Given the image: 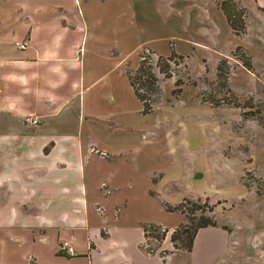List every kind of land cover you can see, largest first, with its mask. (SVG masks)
<instances>
[{
	"label": "crops",
	"instance_id": "obj_1",
	"mask_svg": "<svg viewBox=\"0 0 264 264\" xmlns=\"http://www.w3.org/2000/svg\"><path fill=\"white\" fill-rule=\"evenodd\" d=\"M233 1L246 12L244 33L262 48L252 68L264 67V0ZM102 5L0 0V264H231L225 225L199 229L187 253L141 249L142 226L164 227L174 214L161 192L150 193L158 156L121 138L120 103L105 98L119 90L120 66L96 19L119 18L105 17ZM26 115L39 124H24ZM155 200L167 221L145 216ZM62 241L74 256L58 253Z\"/></svg>",
	"mask_w": 264,
	"mask_h": 264
},
{
	"label": "rangeland",
	"instance_id": "obj_2",
	"mask_svg": "<svg viewBox=\"0 0 264 264\" xmlns=\"http://www.w3.org/2000/svg\"><path fill=\"white\" fill-rule=\"evenodd\" d=\"M101 1L105 17L114 11L119 18L96 19L107 43L111 35V64L120 66L119 90L105 98L120 103L121 138L158 156L152 165L162 171L150 176V193L161 192L164 208L174 214L164 227L142 226L141 249L162 258L187 253L172 234L180 225L192 229L209 219L228 228L231 264H264V67L252 68L262 48L244 33L245 10L233 0ZM225 10L243 19L242 33L229 26ZM142 66L156 79L152 92ZM29 116L36 119L26 115L23 121ZM147 206L146 217L155 211L152 219L168 220L160 201ZM96 212L104 215L101 206ZM179 218L183 224L173 227ZM64 243L72 248L62 241L58 253L74 256L62 250Z\"/></svg>",
	"mask_w": 264,
	"mask_h": 264
},
{
	"label": "trees",
	"instance_id": "obj_3",
	"mask_svg": "<svg viewBox=\"0 0 264 264\" xmlns=\"http://www.w3.org/2000/svg\"><path fill=\"white\" fill-rule=\"evenodd\" d=\"M225 9V8H224ZM226 12V10H225ZM232 13V10L231 12H226L225 16H226V21L227 23L229 24V26L232 28V30H234L236 33H242L243 30H244V22H243V19H236V14ZM242 13H240V15L238 16L239 18L241 17ZM235 18V19H233ZM243 18V17H242ZM239 20L238 21V24H239V27L237 26L236 28V25L235 21ZM225 62V61H224ZM248 66V65H247ZM222 68V65L220 64L218 66V71H221ZM139 70H142L144 71L143 69V66L139 69ZM143 73L146 74L147 76V81H144V82H148L147 84V88H149V90L152 92L155 90V83H156V79L153 78V76L149 73L148 70L144 71ZM129 83H130V86L133 88V83L131 80H129ZM134 89V88H133ZM136 96L137 98L143 103V104H146V98L144 95H141L139 92H136ZM150 111V107H148L147 105H144V113H148ZM179 209V208H178ZM168 210V209H166ZM215 227L214 223L210 222L209 219H206L204 221V223H201V224H198L196 226H194L192 229H190V226L188 225H180V228L178 230H175V233L172 234V237H171V240L172 242L175 243V241H179L182 245L184 244L185 245V248L187 251H191V247H192V243H193V240H194V237L197 233V231L201 228H206V227ZM185 235V237H184ZM163 236L164 235H156L155 239L156 240H161L163 239Z\"/></svg>",
	"mask_w": 264,
	"mask_h": 264
},
{
	"label": "built area",
	"instance_id": "obj_4",
	"mask_svg": "<svg viewBox=\"0 0 264 264\" xmlns=\"http://www.w3.org/2000/svg\"><path fill=\"white\" fill-rule=\"evenodd\" d=\"M17 46H18V48L20 50H26L28 48V42L27 41H23L21 43H17ZM23 122H24V124L30 125V126H35L38 123V121H36V119H33L30 116L26 117ZM62 250L65 251L69 255H73L74 254L73 249L70 246H68L66 243H64L62 245Z\"/></svg>",
	"mask_w": 264,
	"mask_h": 264
}]
</instances>
